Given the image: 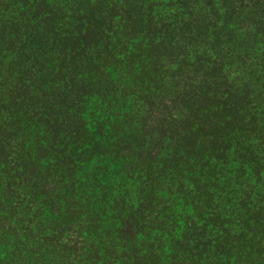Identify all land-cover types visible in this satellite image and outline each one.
Instances as JSON below:
<instances>
[{"label":"trees","instance_id":"trees-1","mask_svg":"<svg viewBox=\"0 0 264 264\" xmlns=\"http://www.w3.org/2000/svg\"><path fill=\"white\" fill-rule=\"evenodd\" d=\"M2 242L264 264V0H0Z\"/></svg>","mask_w":264,"mask_h":264},{"label":"rangeland","instance_id":"rangeland-1","mask_svg":"<svg viewBox=\"0 0 264 264\" xmlns=\"http://www.w3.org/2000/svg\"><path fill=\"white\" fill-rule=\"evenodd\" d=\"M177 1V0H174V2ZM262 52H259L258 54L261 55ZM245 55V54H244ZM165 74L163 73V76ZM39 199V198H38ZM37 199V200H38ZM80 217H76V224L75 225H69V228H67L65 230V233H64V241H66L68 238H75L77 236V233H75V231H77L79 229V226H78V220H79ZM65 217L63 216L62 220H60L61 222H67L68 220L65 219ZM16 218H12V222H16ZM22 220V219H21ZM74 234V235H73ZM72 236V237H70ZM79 241V239H78ZM22 254L24 255V252H22ZM50 256L49 253H44V252H40V255L39 257H41L43 260L46 259L47 260V257ZM34 258V257H32ZM17 260H19V253H16V254H11L10 253V245H9V242H2L1 244V247H0V264H8L9 262H12L14 264H17ZM31 264H33L31 262ZM80 264H83V263H80Z\"/></svg>","mask_w":264,"mask_h":264}]
</instances>
